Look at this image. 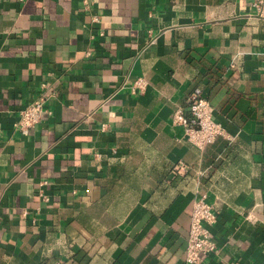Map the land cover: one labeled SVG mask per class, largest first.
<instances>
[{"label": "crops", "instance_id": "0c3cea01", "mask_svg": "<svg viewBox=\"0 0 264 264\" xmlns=\"http://www.w3.org/2000/svg\"><path fill=\"white\" fill-rule=\"evenodd\" d=\"M85 1L0 0V264H186L200 195L215 249L192 264H264V10ZM195 86L225 132L202 146L171 120Z\"/></svg>", "mask_w": 264, "mask_h": 264}, {"label": "built area", "instance_id": "2783aa9c", "mask_svg": "<svg viewBox=\"0 0 264 264\" xmlns=\"http://www.w3.org/2000/svg\"><path fill=\"white\" fill-rule=\"evenodd\" d=\"M82 2L86 4L85 0ZM252 5L258 13L264 10V0H252ZM102 34L99 32L98 35ZM144 87L145 80L138 76L133 80L130 90L140 92ZM45 98V95L39 93L19 109L13 125L20 134H27L38 120ZM171 120L172 123L181 127L186 139L196 146L212 142L216 136L225 134L223 125L212 117L208 98L198 86L188 92L185 108L182 106L174 108ZM172 169L176 172L183 171L185 165L177 161L172 165ZM43 183H45L44 180L38 182L36 191L41 199L47 200V194L41 187ZM215 215L213 205L205 199L204 195H200L190 202L184 252L186 264L198 263L200 253L215 249V243L209 230L215 220Z\"/></svg>", "mask_w": 264, "mask_h": 264}]
</instances>
